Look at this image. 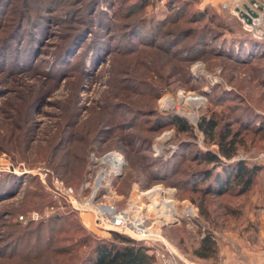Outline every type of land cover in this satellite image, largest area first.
Here are the masks:
<instances>
[{
	"label": "rangeland",
	"instance_id": "374dc122",
	"mask_svg": "<svg viewBox=\"0 0 264 264\" xmlns=\"http://www.w3.org/2000/svg\"><path fill=\"white\" fill-rule=\"evenodd\" d=\"M204 118L218 121L217 140L236 135L235 156L220 166L202 158L220 152L198 129ZM110 153L121 155L118 171L105 163ZM235 161L261 167L249 192L194 185ZM157 187L174 216L149 213L144 193ZM57 188L74 189L77 207ZM88 204L128 212L158 241L122 234L169 245L179 264H214L218 254H193L209 230L218 253L225 241L262 244L264 41L232 9L217 0H0V264L76 263L112 241Z\"/></svg>",
	"mask_w": 264,
	"mask_h": 264
},
{
	"label": "trees",
	"instance_id": "16d2710c",
	"mask_svg": "<svg viewBox=\"0 0 264 264\" xmlns=\"http://www.w3.org/2000/svg\"><path fill=\"white\" fill-rule=\"evenodd\" d=\"M173 122L181 132L190 129L188 124L179 117H174ZM217 122L215 118H204L198 124V129L212 142L216 141L219 147V154L211 151L203 154L202 158L209 166H220L225 160H231L237 152L238 142L236 140V135H232L229 130H227L226 134H221L220 136L222 137L217 140V128L219 125ZM260 170L261 167L257 164L248 165L243 161H235L228 169L223 170L222 174H214L213 171L208 169L205 174H201L197 177V180L195 179V181H197L196 183H193L195 186L197 183H206L207 187L203 189L206 193L213 192L218 195H223L233 188H238V194L242 195L253 188ZM195 188L198 189L199 187ZM201 239L198 247L193 251L194 256L202 260H209L216 257L218 254V240L213 232L210 230L205 232ZM87 241L88 239L86 238L82 239L81 242L79 241V244L85 245ZM155 263L156 259L150 247L123 234L112 232V241L95 242V245L83 258H80L76 263L69 264Z\"/></svg>",
	"mask_w": 264,
	"mask_h": 264
},
{
	"label": "built area",
	"instance_id": "2783aa9c",
	"mask_svg": "<svg viewBox=\"0 0 264 264\" xmlns=\"http://www.w3.org/2000/svg\"><path fill=\"white\" fill-rule=\"evenodd\" d=\"M220 4L222 9H232L235 12V14L240 17L241 24L244 27V31L246 30V32L251 33L255 35L257 38L264 41V1L254 0V3H251L250 0H222ZM245 4H248L252 10L256 11V13L258 14L257 17H252L246 11L244 7ZM242 13H246L250 16L251 23L246 22L245 18H243L242 16ZM106 157L114 158L115 161L117 160L122 164L121 155L117 153H110L106 155ZM105 163L110 164L112 170L116 171L111 163L107 161ZM120 165L115 166V168L119 170ZM102 175L103 178L106 176L105 173ZM102 180L99 182V178H98V182H97L98 187L100 186ZM56 191H57V196H59V198L62 197L70 204H73V207L75 208L77 207L76 205H78V201L74 196V189L57 188ZM88 205L89 208L91 209L90 211H92V213L94 214V218L96 220L95 224L99 225L100 227H104L108 231L117 232L120 234L126 233L128 235L135 232L139 233L138 230H133L132 228L135 222H140L142 230L148 231V229L144 230V227L142 226L143 222L135 219L134 217L132 218L128 212L117 211V209L111 205H103V206L100 205L98 207H95V205L93 204H88ZM90 205L92 207H90ZM125 217L127 218V220L124 219ZM147 240L158 241L157 239H147ZM163 245L164 248H160V247H156L155 245L147 244V246L150 247L151 252H153L155 256L156 259L155 264H179L177 254L173 251V249L165 243H163Z\"/></svg>",
	"mask_w": 264,
	"mask_h": 264
},
{
	"label": "bare ground",
	"instance_id": "6f19581e",
	"mask_svg": "<svg viewBox=\"0 0 264 264\" xmlns=\"http://www.w3.org/2000/svg\"><path fill=\"white\" fill-rule=\"evenodd\" d=\"M184 100L192 105L195 106L197 104H201L202 103V98L198 97V96H194V95H189L188 97L184 98ZM162 103L164 104V106L169 107L174 105V102L172 101L171 98H165L162 100ZM109 162L113 165V168L118 171V169L115 168V166H118L121 164V162L119 161H115L114 158L111 157H106L105 162ZM103 175H101L99 177V182L102 180ZM164 194V191L162 188H155L153 190L148 191L147 193H144L145 195H149L151 197L152 203L149 206V213L153 212V211H158V214H160V216H164L165 218H167L168 216H174L175 214H177V208H175L173 203V200L170 197H166L163 196L161 194ZM92 207V206H90ZM124 219L127 220V218L125 217ZM133 230H138L139 233L138 235H142L140 236V239H155V235H153V233L149 232L150 230H148V232H144L142 230L141 227V223L140 222H135L133 224ZM131 231V229H130Z\"/></svg>",
	"mask_w": 264,
	"mask_h": 264
},
{
	"label": "crops",
	"instance_id": "0c3cea01",
	"mask_svg": "<svg viewBox=\"0 0 264 264\" xmlns=\"http://www.w3.org/2000/svg\"><path fill=\"white\" fill-rule=\"evenodd\" d=\"M214 1V0H213ZM222 1V0H217ZM213 5V4H212ZM230 242L225 241L219 251L214 264H264V241L261 245H242L230 247ZM206 264H213L206 261Z\"/></svg>",
	"mask_w": 264,
	"mask_h": 264
},
{
	"label": "water",
	"instance_id": "95a60500",
	"mask_svg": "<svg viewBox=\"0 0 264 264\" xmlns=\"http://www.w3.org/2000/svg\"><path fill=\"white\" fill-rule=\"evenodd\" d=\"M250 2H251V3H254V0H250ZM244 7H245L246 11H247L252 17H257L258 14L256 13V11L252 10L248 4H245ZM242 16H243V18H245V20H246L247 23H251V18H250V16H249L248 14H246V13H242Z\"/></svg>",
	"mask_w": 264,
	"mask_h": 264
}]
</instances>
